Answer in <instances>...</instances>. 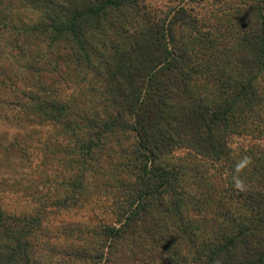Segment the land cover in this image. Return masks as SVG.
Wrapping results in <instances>:
<instances>
[{
    "label": "trees",
    "instance_id": "16d2710c",
    "mask_svg": "<svg viewBox=\"0 0 264 264\" xmlns=\"http://www.w3.org/2000/svg\"><path fill=\"white\" fill-rule=\"evenodd\" d=\"M0 120V264H264V0H0Z\"/></svg>",
    "mask_w": 264,
    "mask_h": 264
},
{
    "label": "rangeland",
    "instance_id": "374dc122",
    "mask_svg": "<svg viewBox=\"0 0 264 264\" xmlns=\"http://www.w3.org/2000/svg\"><path fill=\"white\" fill-rule=\"evenodd\" d=\"M149 5L158 8V9H168V8H173L177 6L179 3H184L187 6H192L194 7L197 11H199L201 14H203V11L206 9H209L210 4L214 5V0H200L198 4L196 3H191L190 0H147ZM216 4V3H215ZM209 5V6H208ZM20 126L18 125L17 121H12V122H6L3 120H0V132L2 131H10V136L11 138L14 137V134L20 130ZM10 170H5V169H0V176L2 175H12V172H9ZM32 170L28 172V174H31ZM3 207L7 211H12L14 209H20L21 208H27L29 207L28 204L24 202L20 197L17 196H6L2 203ZM19 207V208H18ZM98 217H102L103 215L106 214L104 210H98L97 211ZM88 217H92L91 214L88 212H82V211H72L69 215H64L61 216L59 219L60 220H76V221H82L85 222L88 220ZM95 219V218H94Z\"/></svg>",
    "mask_w": 264,
    "mask_h": 264
},
{
    "label": "clouds",
    "instance_id": "9594fccd",
    "mask_svg": "<svg viewBox=\"0 0 264 264\" xmlns=\"http://www.w3.org/2000/svg\"><path fill=\"white\" fill-rule=\"evenodd\" d=\"M252 163L251 157L244 156L242 157L233 168L232 175V186L234 190L238 192H246L247 191V183L244 178H242V173L246 168H248Z\"/></svg>",
    "mask_w": 264,
    "mask_h": 264
}]
</instances>
